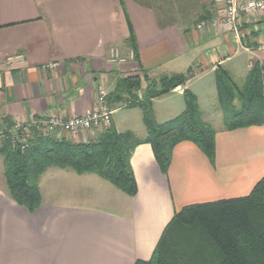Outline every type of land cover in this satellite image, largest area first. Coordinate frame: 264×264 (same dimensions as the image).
I'll return each instance as SVG.
<instances>
[{
    "label": "crops",
    "instance_id": "obj_1",
    "mask_svg": "<svg viewBox=\"0 0 264 264\" xmlns=\"http://www.w3.org/2000/svg\"><path fill=\"white\" fill-rule=\"evenodd\" d=\"M184 3L165 16L140 0H0V128L84 116L99 108L101 90L109 95L122 79L142 77V70L152 80L195 70L185 86L153 100L159 124L184 112L187 89L197 96L203 117L204 105L218 112L217 69L226 68L242 86L252 64H264V11L244 15L236 33L227 25L199 29L194 23L196 16L207 24L220 19L224 0ZM131 29L138 60L127 45ZM112 49L125 61L111 62ZM147 85L142 82L140 100ZM111 107L110 125L119 133L148 136L140 107ZM118 109L126 115L116 116ZM213 128L215 159L184 142L175 148L167 174L150 145L137 147L131 158L134 197L97 175L70 169L54 172L62 173L61 186L50 187L48 181L57 178L46 182L56 171L49 169L39 181L41 205L33 212L11 198L0 157V264L149 261L176 213L246 197L264 178V125ZM104 130L64 138L87 143Z\"/></svg>",
    "mask_w": 264,
    "mask_h": 264
},
{
    "label": "trees",
    "instance_id": "obj_2",
    "mask_svg": "<svg viewBox=\"0 0 264 264\" xmlns=\"http://www.w3.org/2000/svg\"><path fill=\"white\" fill-rule=\"evenodd\" d=\"M127 45L138 60L132 29ZM142 73V77L122 79L107 102L109 106L140 107L148 131L145 139L131 132L119 133L110 125L97 139L87 143L74 144L65 138L37 134L24 151L10 142L0 145L9 194L18 205L30 212L40 207L39 181L51 168L97 175L134 197L138 187L131 158L143 144L152 147L164 174L169 171L175 148L184 142L195 144L210 160L215 159L216 131L204 120L192 91L184 92L185 110L180 116L164 124L155 118L153 100L185 86L194 76V69L186 75L159 80L148 78L143 70ZM143 81L148 85L140 100L137 93ZM216 86L227 131L264 125V64L255 61L242 86L220 66ZM194 234L198 239L195 243L191 239ZM213 254L215 258H211ZM136 264H264V178L246 197L183 208L166 228L152 258Z\"/></svg>",
    "mask_w": 264,
    "mask_h": 264
},
{
    "label": "built area",
    "instance_id": "obj_3",
    "mask_svg": "<svg viewBox=\"0 0 264 264\" xmlns=\"http://www.w3.org/2000/svg\"><path fill=\"white\" fill-rule=\"evenodd\" d=\"M225 10L220 19L213 20L210 24L200 22L199 29L212 26L219 28L220 26H229L236 33L244 15L254 14L264 11V0H224ZM133 58L134 54L131 52ZM110 61L124 62L118 49H112ZM57 67V64L51 66ZM108 93L101 90L99 93V108L84 116L73 117L69 119L63 118H47L38 119L30 122H15L10 128H0V145L4 142H10L14 147L24 151L35 135L56 136L58 139L64 138L66 135L82 136L91 134L95 130L108 128L112 121L114 110L108 105Z\"/></svg>",
    "mask_w": 264,
    "mask_h": 264
},
{
    "label": "rangeland",
    "instance_id": "obj_4",
    "mask_svg": "<svg viewBox=\"0 0 264 264\" xmlns=\"http://www.w3.org/2000/svg\"><path fill=\"white\" fill-rule=\"evenodd\" d=\"M140 1L153 6L161 15H165V16L170 14L173 9L177 10V11L178 10L180 11L181 8L184 5H186L184 3V0H140ZM191 1L193 2V0H190V3H191ZM194 1L198 2V0H194ZM200 22H202V19L200 17L196 16L194 18V23L195 24H199ZM239 28H241V26H239ZM236 104H238V102H236ZM203 108L205 110L203 118H204V120L207 123H209L210 125H213V127H215V128L216 127L217 128L218 127H222L224 125L223 113L220 111L221 110L220 107L218 108V110H219L218 112L215 111V107L214 106L208 107V106L204 105ZM119 110L120 109L117 110L116 116L122 117V116L126 115V111L124 112L123 110H120V111ZM114 113H115V111H114ZM51 169L52 170H56V171H50V173H48V175H46V176H48V178H46V182L48 181V179L50 180V178H55L56 177L57 181H54V180H53L54 182L48 181V184H49L50 187L51 186L53 187V184H54V185L58 186V188H60L59 186H61L60 185L61 182L59 181L60 180V175L59 174H62V173H54V172H61V171H59V169H56V168H51ZM191 239H192V242H194V243H195V240L198 241L197 234H194L191 237ZM181 253H182V255L184 254V249L183 250L181 249ZM213 257L215 258V254H213V256H211V258H213Z\"/></svg>",
    "mask_w": 264,
    "mask_h": 264
}]
</instances>
